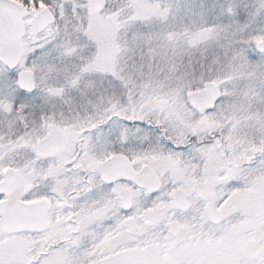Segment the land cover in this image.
Segmentation results:
<instances>
[{
    "label": "snow or ice",
    "instance_id": "snow-or-ice-1",
    "mask_svg": "<svg viewBox=\"0 0 264 264\" xmlns=\"http://www.w3.org/2000/svg\"><path fill=\"white\" fill-rule=\"evenodd\" d=\"M0 264H264V0H0Z\"/></svg>",
    "mask_w": 264,
    "mask_h": 264
}]
</instances>
